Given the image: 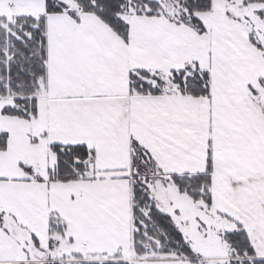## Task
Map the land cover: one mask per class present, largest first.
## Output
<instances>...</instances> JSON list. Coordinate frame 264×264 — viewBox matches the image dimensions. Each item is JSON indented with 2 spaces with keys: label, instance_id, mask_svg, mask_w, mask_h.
<instances>
[{
  "label": "snow or ice",
  "instance_id": "1",
  "mask_svg": "<svg viewBox=\"0 0 264 264\" xmlns=\"http://www.w3.org/2000/svg\"><path fill=\"white\" fill-rule=\"evenodd\" d=\"M0 264H264V0H0Z\"/></svg>",
  "mask_w": 264,
  "mask_h": 264
}]
</instances>
